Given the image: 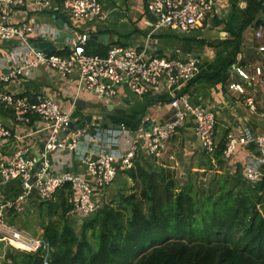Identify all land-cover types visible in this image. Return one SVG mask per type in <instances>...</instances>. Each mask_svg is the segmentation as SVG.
Returning a JSON list of instances; mask_svg holds the SVG:
<instances>
[{
  "label": "built area",
  "instance_id": "built-area-1",
  "mask_svg": "<svg viewBox=\"0 0 264 264\" xmlns=\"http://www.w3.org/2000/svg\"><path fill=\"white\" fill-rule=\"evenodd\" d=\"M259 1L264 14V0ZM220 2L145 0L148 12L155 18V26L185 33L201 25ZM21 5L25 12L34 16L24 13V16L18 17L16 13ZM60 17L71 21L93 19L101 22L106 19V13L100 0H0V48L4 49V43L13 45L5 50V54L9 53V59L0 68V103L11 109L15 118L21 122L28 123L33 116L38 117L47 131V138L36 154H27L24 149H18L7 158L0 156V186L16 180L22 188L16 196L0 201V241L26 252L37 251L42 241L7 224L5 216L8 212L23 214L30 196L34 202L49 201L58 188L68 184L73 194L69 218L80 223L103 205L95 191L108 186L119 169L132 168L138 151L132 139L125 150L113 148L121 132L126 133L125 130L121 131L122 127L116 129L84 124L69 129L70 114L54 98L43 93L21 95L7 89L8 85L17 83L20 77L29 76L31 71L47 67L64 77L77 74V94L90 93L107 102L116 99L123 85L139 96L164 86L170 95L169 105L173 114L169 120L151 123L144 141L147 156L158 157L166 142L188 116L192 119L194 136L200 150L212 154L217 149L215 113L191 104L185 95H176L174 91L177 84L196 76L199 72V58L167 57L150 53L146 46L135 48L117 44L109 46L105 56L88 54L85 44L89 34L80 33L73 37L74 30L69 22L64 20L62 28L57 26L56 21ZM61 32L71 34L67 39L68 55L47 54L33 46L37 40L55 43ZM262 33L263 26L260 25L254 35L259 38ZM19 48L24 50L18 51ZM257 49L264 57V45H259ZM233 69L249 84L262 85L264 92V73L260 66H254L252 73L238 65ZM227 88L239 94L245 92L241 81L230 80ZM244 104L256 110V103L251 97H246ZM62 133H65L64 137ZM10 136L11 129L0 121V140ZM81 140L93 143V150L81 146ZM251 144L258 155L243 167V179L255 184L264 174V134H253L247 128L239 135L228 131L224 137L222 158L230 159L238 147ZM63 151L78 153L84 174L68 169L55 170L52 167L50 154Z\"/></svg>",
  "mask_w": 264,
  "mask_h": 264
},
{
  "label": "crops",
  "instance_id": "crops-1",
  "mask_svg": "<svg viewBox=\"0 0 264 264\" xmlns=\"http://www.w3.org/2000/svg\"><path fill=\"white\" fill-rule=\"evenodd\" d=\"M106 13L104 21L93 19L70 20L74 30L73 37L80 33L89 34V38L103 47L115 44H122L135 48L147 47L150 53L167 57H193L194 48H201L198 56L200 60L199 72L188 81L177 84L176 95H185L188 101L204 109L211 110L216 117L215 140L217 146L224 144V137L228 131L236 135L241 134L246 128L253 134H264V92L259 83L249 84L242 80L235 72L234 66L243 67L247 72L252 73L254 66H260L264 73V57L258 51L259 45H264V24L262 35L257 38L254 33L260 26L254 23L246 27L241 35L239 52L234 60L230 57L231 47L223 44L217 48L210 47L207 42H216L232 38L231 32L236 30L242 21V11L246 5L244 0H221L218 7L206 20L197 28L189 32H181L176 29L157 27L152 16L146 8L145 0H100ZM34 16L25 12L21 7L16 13L18 17ZM263 16L262 12L257 14V19ZM69 24V25H70ZM70 25V26H71ZM251 27L252 29H250ZM95 36V37H93ZM68 35L63 40L55 42L56 49H63L67 46ZM39 41V40H37ZM0 53H4L13 47L12 44H3ZM24 50L19 48L18 51ZM9 53L0 58V68L4 67ZM232 60L227 68L225 81H217L215 74ZM230 80L241 81L245 86L244 94L228 90L227 82ZM77 74L60 76L47 67H40L30 72L29 76H22L17 83H13L17 93L28 92L43 93L54 98L60 107L69 112L71 121L78 123V118L86 114L103 115L110 118L116 129L123 128L126 133L121 132L113 148L125 150L128 148L131 139L138 147L135 157L144 156L147 158L144 141L147 136L146 119L149 121L162 122L172 118L173 109L169 105L170 95L161 86L149 91L146 95H135L125 85L121 86L113 102L101 100L90 93H76ZM251 97L256 103V110L249 109L244 104V99ZM81 99L85 102V109L80 110L76 104ZM112 104H123L125 113H114L108 111L106 106ZM6 108V107H5ZM101 111L105 113L101 114ZM0 121L11 129V136L0 140V156L9 157L16 150L24 149L27 154H36L43 146L47 131L43 128L38 117L33 116L28 123L21 122L11 112L6 114L0 111ZM105 126V125H102ZM67 134V133H66ZM65 133H62L64 137ZM81 146L93 150V143H86L81 140ZM257 154L255 148L240 146L230 159H223L219 164L212 154L200 150L193 132V122L190 116L185 118L182 124L176 129L174 135L166 142V146L158 157L152 162L157 165H166L173 168L178 180L185 183L188 176L198 172L199 178H207L215 175L234 177L239 174L243 179V167L250 159ZM52 167L55 170H72L84 174L81 162L78 160V153L67 151L55 152L49 156ZM238 172V173H237ZM244 180V179H243ZM247 182V181H246ZM114 183V187L110 185ZM182 183V184H183ZM121 184L124 187H121ZM132 180L127 176L124 169H119L115 179L104 189L96 190V197L104 203L116 204L120 194H128L132 186ZM110 187V188H109ZM113 191L109 195L108 190ZM22 190L19 181H11L0 186V201L12 198ZM111 196V197H110ZM108 197L110 199L107 201ZM38 210V201L29 197L27 203V214ZM22 215V214H21ZM20 216L8 212L5 217L15 220ZM9 225L10 224L7 223ZM41 239L42 228L40 227ZM35 237V236H34Z\"/></svg>",
  "mask_w": 264,
  "mask_h": 264
},
{
  "label": "trees",
  "instance_id": "trees-1",
  "mask_svg": "<svg viewBox=\"0 0 264 264\" xmlns=\"http://www.w3.org/2000/svg\"><path fill=\"white\" fill-rule=\"evenodd\" d=\"M244 1L232 38L207 42L229 45L233 60L244 29L264 24V14L256 17L260 1ZM108 48L90 38L85 44L88 54L105 56ZM54 53L66 56L69 50ZM231 63L215 74L217 81H225ZM1 110L14 114L2 103ZM222 149L219 144L212 153L219 164ZM152 159L135 157L125 170L133 182L130 192L116 204L104 203L78 230L69 218L72 190L68 184L58 188L52 200L38 203L42 246L26 252L0 241V264H264V174L251 184L239 174L203 182L195 172L181 184L173 168Z\"/></svg>",
  "mask_w": 264,
  "mask_h": 264
},
{
  "label": "water",
  "instance_id": "water-1",
  "mask_svg": "<svg viewBox=\"0 0 264 264\" xmlns=\"http://www.w3.org/2000/svg\"><path fill=\"white\" fill-rule=\"evenodd\" d=\"M21 7H24L23 5H21ZM64 22V18L60 17L58 18V20L56 21V24L59 28H62V23ZM69 35L70 34H66L64 32L60 33V37L58 38V40H63V37ZM95 37V36H93ZM33 46L36 48V50H42L44 53L47 54H51L54 53L56 50L55 44L51 41H36L33 43ZM201 48H194L192 55L194 56H198L199 54L196 53L197 51L200 52ZM8 90H13L14 89V85L10 84L7 86ZM78 108L80 110H84L85 109V102H83V100L78 99L76 102ZM106 109L108 111H113L114 113H125V108L123 104H112V105H108L106 106ZM78 123L74 122V121H70L68 124V128L69 129H76L84 124H90L92 126H102L105 125L106 127L109 128H116L119 127L118 124H114L110 118H106L103 115H93V114H86V115H82L78 118ZM151 121H147L146 123H144V125H146V129L147 131L150 130V126H151ZM93 131V130H92ZM250 147L253 149L254 145L251 144ZM258 155V153L256 154ZM262 170H264V165L262 166Z\"/></svg>",
  "mask_w": 264,
  "mask_h": 264
},
{
  "label": "rangeland",
  "instance_id": "rangeland-1",
  "mask_svg": "<svg viewBox=\"0 0 264 264\" xmlns=\"http://www.w3.org/2000/svg\"><path fill=\"white\" fill-rule=\"evenodd\" d=\"M249 28L252 29L251 27H249ZM5 53H6V51H4V53H0V58L1 57L4 58L5 55H6ZM103 113H105V111H103V112L101 111V114H103ZM197 179H199V180L201 179V180H203V182H207V180H208L207 178H205V179L199 178V176H197ZM179 182L181 184L183 183L182 180H179ZM114 185L115 184L112 183L110 185V187L113 188ZM121 187H124V185L121 184ZM109 188H106V189L108 190V194L111 195V194H113V191L112 190L110 191ZM110 197H108L107 201L110 199ZM16 221H17V223L15 222V220L5 217V222L6 223L14 224L17 229L22 230L27 235L35 236V237L40 236L39 235L40 233H38L40 231V223H39V218H38V210L36 211V209H35L34 212L31 213L30 215L27 214V212L25 211L22 215L20 214V216L16 219ZM79 226H80V223L79 222H77L76 224H74V228L76 230H78Z\"/></svg>",
  "mask_w": 264,
  "mask_h": 264
}]
</instances>
